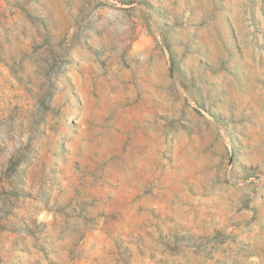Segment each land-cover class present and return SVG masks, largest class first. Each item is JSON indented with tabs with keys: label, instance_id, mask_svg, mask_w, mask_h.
I'll list each match as a JSON object with an SVG mask.
<instances>
[{
	"label": "rangeland",
	"instance_id": "rangeland-1",
	"mask_svg": "<svg viewBox=\"0 0 264 264\" xmlns=\"http://www.w3.org/2000/svg\"><path fill=\"white\" fill-rule=\"evenodd\" d=\"M0 264H264V0H0Z\"/></svg>",
	"mask_w": 264,
	"mask_h": 264
}]
</instances>
